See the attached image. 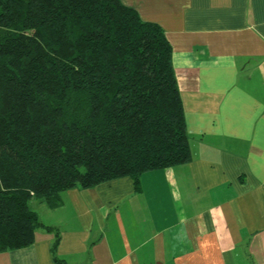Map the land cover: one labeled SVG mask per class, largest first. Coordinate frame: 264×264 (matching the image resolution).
Wrapping results in <instances>:
<instances>
[{
    "label": "crops",
    "instance_id": "crops-1",
    "mask_svg": "<svg viewBox=\"0 0 264 264\" xmlns=\"http://www.w3.org/2000/svg\"><path fill=\"white\" fill-rule=\"evenodd\" d=\"M121 1L171 44L190 160L39 202L0 264H264V0Z\"/></svg>",
    "mask_w": 264,
    "mask_h": 264
},
{
    "label": "trees",
    "instance_id": "trees-1",
    "mask_svg": "<svg viewBox=\"0 0 264 264\" xmlns=\"http://www.w3.org/2000/svg\"><path fill=\"white\" fill-rule=\"evenodd\" d=\"M189 160L158 23L121 0H0V253L33 244L35 201L122 177L138 191Z\"/></svg>",
    "mask_w": 264,
    "mask_h": 264
},
{
    "label": "rangeland",
    "instance_id": "rangeland-1",
    "mask_svg": "<svg viewBox=\"0 0 264 264\" xmlns=\"http://www.w3.org/2000/svg\"><path fill=\"white\" fill-rule=\"evenodd\" d=\"M32 208L34 209V210H37V209H39L38 208V202L37 201H35V202H33L32 203ZM38 211V210H37ZM39 212V213H38ZM37 213H38V215H39V217L41 218V216H43L42 215V211H38Z\"/></svg>",
    "mask_w": 264,
    "mask_h": 264
}]
</instances>
